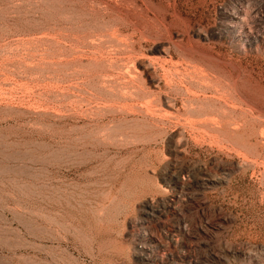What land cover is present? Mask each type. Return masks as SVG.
I'll return each mask as SVG.
<instances>
[{
	"label": "rangeland",
	"instance_id": "1",
	"mask_svg": "<svg viewBox=\"0 0 264 264\" xmlns=\"http://www.w3.org/2000/svg\"><path fill=\"white\" fill-rule=\"evenodd\" d=\"M192 263L264 264V0H0V264Z\"/></svg>",
	"mask_w": 264,
	"mask_h": 264
},
{
	"label": "bare ground",
	"instance_id": "2",
	"mask_svg": "<svg viewBox=\"0 0 264 264\" xmlns=\"http://www.w3.org/2000/svg\"><path fill=\"white\" fill-rule=\"evenodd\" d=\"M133 97V96H132ZM199 112V111H198ZM174 116V115H173ZM213 124V123H212ZM201 172V171H200ZM201 178V177H200ZM202 181H206V185H208V183L210 182V180L208 179V178H206V177H203L202 178ZM186 253V252H185ZM182 255H184L183 253H182ZM187 258V257H186ZM192 262V261H191ZM193 264V263H192Z\"/></svg>",
	"mask_w": 264,
	"mask_h": 264
}]
</instances>
